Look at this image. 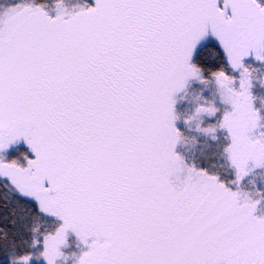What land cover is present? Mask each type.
Returning <instances> with one entry per match:
<instances>
[{
  "label": "snow or ice",
  "instance_id": "6c2138e0",
  "mask_svg": "<svg viewBox=\"0 0 264 264\" xmlns=\"http://www.w3.org/2000/svg\"><path fill=\"white\" fill-rule=\"evenodd\" d=\"M261 73L264 0H3L0 264H264Z\"/></svg>",
  "mask_w": 264,
  "mask_h": 264
},
{
  "label": "rangeland",
  "instance_id": "374dc122",
  "mask_svg": "<svg viewBox=\"0 0 264 264\" xmlns=\"http://www.w3.org/2000/svg\"><path fill=\"white\" fill-rule=\"evenodd\" d=\"M94 0H76V2L72 0H64L65 5L72 9L73 6H83L85 4H92ZM0 3H3V0H0ZM51 8V5H50ZM54 14V9H51ZM208 41H212L217 45V41L212 36H208L204 41H202V45L206 44ZM256 65L254 61H250ZM260 75H264L261 73ZM264 92V87H261L259 84L254 88V94L257 96L256 104L257 106L260 105V101L264 100V93L262 94L261 91ZM197 95V88L193 86L189 90V96L186 100H179L176 107L177 111L181 114H187L191 112L195 105V96ZM207 95V93H206ZM197 121H193L191 127L193 129L196 128ZM178 126L183 127V124L180 123ZM198 134L195 131L188 133L190 137L185 143H183L179 148V152L184 155L186 161L192 162L194 160V155L197 153V156L200 155L201 152H207L208 147L211 144V141L204 136L199 137V143L195 139H191V137H196ZM218 151V149H217ZM0 157L3 158L4 162H12L15 161L17 165L23 167L27 165V160L34 158V154L31 152L28 145L25 143L23 139H20L18 142L11 144L7 149L0 151ZM181 179H183V174L181 175ZM250 183L245 185L246 190L250 192H254L256 188H264V172H259L254 174L252 177L249 178ZM257 216H264V201H262L261 205L258 206L257 211L255 213Z\"/></svg>",
  "mask_w": 264,
  "mask_h": 264
},
{
  "label": "trees",
  "instance_id": "16d2710c",
  "mask_svg": "<svg viewBox=\"0 0 264 264\" xmlns=\"http://www.w3.org/2000/svg\"><path fill=\"white\" fill-rule=\"evenodd\" d=\"M76 2V0H72ZM53 0H35V3H47L49 6L52 5ZM204 46H210L213 48L218 47L214 42L208 41L206 44L202 45ZM263 94L264 92L260 90ZM179 151V150H178ZM206 152H201L199 156H197V153L194 155L193 161H198L202 159V154ZM220 174L223 177L226 173L224 170H220ZM23 214V209L15 203L13 199H8L7 202L4 201L2 197H0V217H5V219L0 218V226H8V220L10 219H19V217Z\"/></svg>",
  "mask_w": 264,
  "mask_h": 264
}]
</instances>
